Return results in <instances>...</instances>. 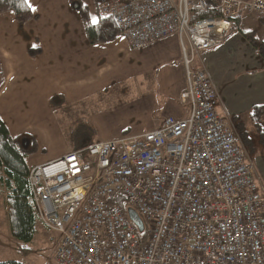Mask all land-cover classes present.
<instances>
[{
    "label": "built area",
    "instance_id": "obj_1",
    "mask_svg": "<svg viewBox=\"0 0 264 264\" xmlns=\"http://www.w3.org/2000/svg\"><path fill=\"white\" fill-rule=\"evenodd\" d=\"M132 48L179 37L191 103L141 134L30 166L29 202L59 234L57 264H264V191L195 54L222 44L264 0H99ZM200 12L210 16L199 17ZM141 216L138 229L119 199Z\"/></svg>",
    "mask_w": 264,
    "mask_h": 264
},
{
    "label": "crops",
    "instance_id": "obj_2",
    "mask_svg": "<svg viewBox=\"0 0 264 264\" xmlns=\"http://www.w3.org/2000/svg\"><path fill=\"white\" fill-rule=\"evenodd\" d=\"M72 1L30 0L38 17L23 26L13 11L0 13V60L5 72L0 86V116L13 136L29 134L36 139L39 150L26 157L29 167L74 149L70 133L75 131V126H64L58 114L66 108L74 109L67 123L74 124L80 121L79 117L85 118L93 125L92 138L96 141L141 134L159 127L168 116L183 118L191 112V103L180 98L187 87V78L178 36L171 35L141 47L151 52L156 47L170 45L150 67L159 75L148 77L142 74L141 66L130 70L126 64V59L138 48L134 50L122 35L111 42L90 43L83 18ZM76 1L88 7L91 20L92 17L100 20L99 0ZM239 32L233 31L227 36L224 50L202 54L196 64L210 76L212 61L227 56L226 49L232 52L229 44ZM245 47L260 64L256 67L246 55L236 60L239 68L254 75L255 84L249 94L256 100L253 90L260 97L253 107L264 104V62L249 45ZM30 48H40L41 52L31 55ZM54 95L66 99V104L57 110L50 104ZM217 109L236 130L234 117L238 113L220 106ZM247 129L251 133L248 126ZM251 135L255 151L249 154L245 148L264 187V148L257 130L256 136Z\"/></svg>",
    "mask_w": 264,
    "mask_h": 264
},
{
    "label": "rangeland",
    "instance_id": "obj_3",
    "mask_svg": "<svg viewBox=\"0 0 264 264\" xmlns=\"http://www.w3.org/2000/svg\"><path fill=\"white\" fill-rule=\"evenodd\" d=\"M263 19L264 16L257 13L249 15L243 14L241 17L240 27L246 31H255L260 39H264ZM231 38H233V36H231L229 40H231ZM235 38L229 44L232 52L226 49L225 51L228 54L227 56H219L217 59L212 61V65L210 66V76L214 87L219 92L220 98L218 105L220 107L227 108L228 110H232L234 113H238L241 119L247 124L251 133L256 136V130L251 122L250 112L252 105L258 101L260 94L252 90V93H255L254 97L256 99L253 100L252 95L249 93L250 89H252L251 86L255 84L252 79L254 75L249 71L242 70L241 67L239 68L236 60L238 57L246 55L250 63L255 64L256 67H260L259 62L253 59L246 50L245 44L255 50L263 62L264 58L240 32ZM225 44L226 43H223L211 49L196 53L194 63L196 64L199 61L202 54H213L214 52L224 50ZM169 47L170 45L156 47L151 52H145L144 50H141V48H138L133 55L126 59V64H129L131 68L130 70H135L138 66H141L142 74H145L148 77H157L159 72L150 67L156 62L159 55L163 53V51H166ZM73 110V108H66L63 112L59 111L58 114L62 119L64 126H75V131L73 133L69 132L73 137L74 143L81 145L96 141L92 138L94 135V132L92 131L93 125L85 118L80 119L79 117L80 121L77 120L74 124L67 123L69 116L74 114ZM227 119L230 120L229 118ZM248 159L250 161L249 155ZM254 160L255 156H253V161ZM2 174L3 172L1 170L0 175ZM256 178L258 180V176ZM258 184L259 187L264 188L262 186V182L260 183L259 180ZM5 192L8 193V190L5 188L2 181H0V261L14 259L21 261L23 264H57L54 261V252L57 246L59 234L51 232L40 220H38L34 239L29 243V247L34 251L29 255H22L18 253L15 241L11 234L10 217L6 199L8 196L7 194L5 195ZM119 203L124 208L129 207L125 197L120 198Z\"/></svg>",
    "mask_w": 264,
    "mask_h": 264
},
{
    "label": "trees",
    "instance_id": "obj_4",
    "mask_svg": "<svg viewBox=\"0 0 264 264\" xmlns=\"http://www.w3.org/2000/svg\"><path fill=\"white\" fill-rule=\"evenodd\" d=\"M74 2L79 4L76 10L83 18L90 43H107L114 41L120 36V31L113 19L110 17H101L98 23L93 24L88 7L76 0H73L72 4H74ZM8 11L14 12L20 26L38 17V15L27 6L25 0H0V13ZM210 15L211 13L209 12H200L197 14L199 17H207ZM240 23L241 16L236 19L231 32L241 31L244 37L264 58V39H260L255 31L241 30ZM29 52L31 55H36L41 52V49L30 48ZM4 80L5 72L0 60V86ZM50 104L53 109L57 110L66 104V99L63 96L54 95L50 98ZM250 115L257 130L259 142L264 148V104L253 106ZM234 121L236 130L244 146L248 149L249 154L253 153L255 151V140L247 129L245 122L242 121L239 116H235ZM90 143L78 145L73 141V146L74 149H78ZM25 144H27V146H25ZM38 150L39 146L34 137L29 134L13 136L0 116V171L2 170L3 172V174L0 175V181H2L5 188L8 190L7 205L11 234L18 253L22 255H29L34 251L29 247V243L32 242L36 234L38 218L29 202L31 194L28 181L30 167L26 162V157L35 154ZM0 264L23 263L18 260L10 259L0 261Z\"/></svg>",
    "mask_w": 264,
    "mask_h": 264
},
{
    "label": "water",
    "instance_id": "obj_5",
    "mask_svg": "<svg viewBox=\"0 0 264 264\" xmlns=\"http://www.w3.org/2000/svg\"><path fill=\"white\" fill-rule=\"evenodd\" d=\"M78 3L74 2V7L77 8L78 7ZM27 141V140H26ZM27 143V142H26ZM25 146H27V144H25ZM127 213L129 215V217L135 222L136 226L138 227V229L140 231L143 230L144 228V223L143 220L141 218V216L139 215V213L136 211V209L132 208V207H128L127 208Z\"/></svg>",
    "mask_w": 264,
    "mask_h": 264
},
{
    "label": "snow or ice",
    "instance_id": "obj_6",
    "mask_svg": "<svg viewBox=\"0 0 264 264\" xmlns=\"http://www.w3.org/2000/svg\"><path fill=\"white\" fill-rule=\"evenodd\" d=\"M25 3L29 8H31L32 11H36V8L30 3V0H25ZM92 23L96 24L98 23V18L97 17H92Z\"/></svg>",
    "mask_w": 264,
    "mask_h": 264
}]
</instances>
